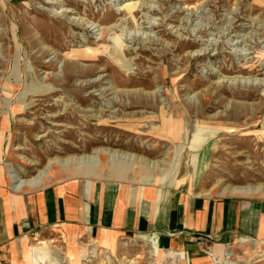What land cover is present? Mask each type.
I'll return each instance as SVG.
<instances>
[{
  "label": "rangeland",
  "instance_id": "1",
  "mask_svg": "<svg viewBox=\"0 0 264 264\" xmlns=\"http://www.w3.org/2000/svg\"><path fill=\"white\" fill-rule=\"evenodd\" d=\"M94 154L101 180L264 201V0H0V189ZM205 239L198 264H264L262 241ZM164 242L45 225L0 264H197Z\"/></svg>",
  "mask_w": 264,
  "mask_h": 264
},
{
  "label": "crops",
  "instance_id": "2",
  "mask_svg": "<svg viewBox=\"0 0 264 264\" xmlns=\"http://www.w3.org/2000/svg\"><path fill=\"white\" fill-rule=\"evenodd\" d=\"M91 173L76 176L54 169L44 185L23 192L0 189V248L14 247L17 237L45 225L86 227L101 239L154 232L197 264L203 259L201 237L219 245L240 236L264 243V201L253 205L233 197L195 195L181 186L101 180ZM171 231L180 234L169 238Z\"/></svg>",
  "mask_w": 264,
  "mask_h": 264
},
{
  "label": "bare ground",
  "instance_id": "3",
  "mask_svg": "<svg viewBox=\"0 0 264 264\" xmlns=\"http://www.w3.org/2000/svg\"><path fill=\"white\" fill-rule=\"evenodd\" d=\"M102 151H107V150H99L98 152H102ZM114 153V152H113ZM99 154V153H98ZM117 155H120L123 159H125L127 157L126 153H118ZM74 163L77 164L79 167L82 166L83 163H90L93 165V171L94 169L99 165L98 162V156L96 154H94L93 156H82V157H71L68 159H64V160H60V161H54V164H61V165H67L68 163ZM165 163V162H164ZM81 168V167H80ZM159 167H156V169ZM48 169H50V167H48ZM47 169V170H48ZM161 169V166H160ZM47 170H43L41 171L37 176L32 177L30 179H17L15 181H13V186H12V191L13 192H18L20 191L24 186H31L34 187L35 185H39L40 182H42L45 178H47L48 176V171ZM163 172H165V169H161ZM17 171V170H16ZM18 176L17 174L15 175H11V178L16 179ZM158 178L157 174H153L152 176V182L156 181V179ZM139 184V183H138ZM260 187H253V188H248V187H229L227 188L228 193L230 194H246L248 192H257L259 191ZM151 247L152 250H156L157 248L155 247L154 243L151 242ZM218 251H214L212 250L214 253L215 252H220L223 251V247H219L217 249ZM74 252V250H73ZM229 251H227L228 253ZM213 255V254H212ZM212 257V256H211ZM25 258H28L27 256ZM218 258V257H217Z\"/></svg>",
  "mask_w": 264,
  "mask_h": 264
}]
</instances>
